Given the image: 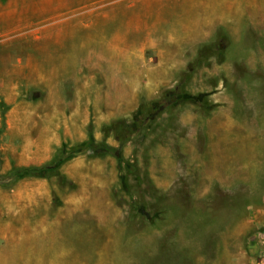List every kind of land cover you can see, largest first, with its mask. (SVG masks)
<instances>
[{
  "label": "rangeland",
  "instance_id": "374dc122",
  "mask_svg": "<svg viewBox=\"0 0 264 264\" xmlns=\"http://www.w3.org/2000/svg\"><path fill=\"white\" fill-rule=\"evenodd\" d=\"M0 264H264V0H0Z\"/></svg>",
  "mask_w": 264,
  "mask_h": 264
},
{
  "label": "trees",
  "instance_id": "16d2710c",
  "mask_svg": "<svg viewBox=\"0 0 264 264\" xmlns=\"http://www.w3.org/2000/svg\"><path fill=\"white\" fill-rule=\"evenodd\" d=\"M117 140H119L118 137ZM126 141V138L119 140V146L122 147ZM99 146L102 147V144H95L93 139L89 138V140L85 142V144L75 146L72 149V155L87 152L88 150H95ZM59 164L60 161L57 160L53 163L42 165L13 167L6 175L2 177V179L5 181H15L17 179L25 177H48L52 174H57V168Z\"/></svg>",
  "mask_w": 264,
  "mask_h": 264
},
{
  "label": "bare ground",
  "instance_id": "6f19581e",
  "mask_svg": "<svg viewBox=\"0 0 264 264\" xmlns=\"http://www.w3.org/2000/svg\"><path fill=\"white\" fill-rule=\"evenodd\" d=\"M51 246H53V245H51ZM54 247V246H53ZM51 248V247H50ZM52 250V249H51Z\"/></svg>",
  "mask_w": 264,
  "mask_h": 264
}]
</instances>
